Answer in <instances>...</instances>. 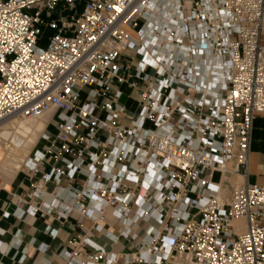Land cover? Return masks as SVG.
Segmentation results:
<instances>
[{
	"label": "built area",
	"instance_id": "obj_1",
	"mask_svg": "<svg viewBox=\"0 0 264 264\" xmlns=\"http://www.w3.org/2000/svg\"><path fill=\"white\" fill-rule=\"evenodd\" d=\"M48 114L22 169L61 204L31 205L35 185L23 214L111 210L144 233L139 264H264V188L223 190L264 116V0H0V123ZM89 243L69 264H116Z\"/></svg>",
	"mask_w": 264,
	"mask_h": 264
},
{
	"label": "crops",
	"instance_id": "obj_2",
	"mask_svg": "<svg viewBox=\"0 0 264 264\" xmlns=\"http://www.w3.org/2000/svg\"><path fill=\"white\" fill-rule=\"evenodd\" d=\"M123 90L122 99L126 97V101L121 104L127 108L130 115H133L138 109L140 95L133 89ZM50 117L51 115H47L29 124L22 121L15 123L13 133L8 131L7 125L0 126L2 136L11 143L9 152H6L0 143V264H69L65 253H73L75 250L73 243H79L84 239L90 242V247L84 249V254L95 255V249L99 248L106 254L116 257V264H139L136 262L139 256L138 247L144 233L135 228L134 235L126 237L123 223L111 210L106 211L103 221L95 222L81 217L76 211L65 215L63 207L57 208L51 216L42 213L32 216L23 214L26 207L17 209L15 203L18 197H25L28 193L34 192L35 187L47 197L34 199L31 202L34 207L44 212L45 204H61L56 201L55 195H52L54 185H45L41 175L31 178L22 169ZM18 120L15 118V122ZM49 131L54 130L50 128ZM40 146L45 147L43 143ZM48 171L49 167L42 168V173ZM79 182L81 187L83 181L79 179ZM244 183L264 188V116L257 117L253 123L249 175L246 178L228 177L223 185L224 194L230 195L234 188ZM63 185L65 187L68 185L66 179L63 180ZM66 201L69 206L73 205L69 198ZM152 225L159 228L155 222ZM77 262L83 264L82 258L79 257Z\"/></svg>",
	"mask_w": 264,
	"mask_h": 264
},
{
	"label": "bare ground",
	"instance_id": "obj_3",
	"mask_svg": "<svg viewBox=\"0 0 264 264\" xmlns=\"http://www.w3.org/2000/svg\"><path fill=\"white\" fill-rule=\"evenodd\" d=\"M220 72H221V71H220ZM48 115H50V114H48ZM46 116H47V115H46ZM46 116H44V117H46ZM44 117H42V118H44ZM15 118H17V119L21 120L22 122H24V119H22V118H20V117H18V116H14V117H11V118L6 119L5 121L1 122V123H0V126L2 127V126H4V125H7V129H8V131H9L10 133H13V132L15 131V128H16ZM42 118H40V119H42ZM50 118H51V117H50ZM40 119H38V120H40ZM25 121H27V120H25ZM33 121H36V120L27 121V122H33ZM0 143H2V145H3V147H4V150H5L6 152H9V150H10V148H11V143H9V142H8V141L2 136V130H1V128H0ZM241 181H242V180H241ZM239 182H240V181H239ZM240 183H242V182H240ZM238 187H240V186H238ZM238 187H236V188H238ZM243 225H244V221H238V222L236 223V226L239 227V228H241V229H243Z\"/></svg>",
	"mask_w": 264,
	"mask_h": 264
},
{
	"label": "rangeland",
	"instance_id": "obj_4",
	"mask_svg": "<svg viewBox=\"0 0 264 264\" xmlns=\"http://www.w3.org/2000/svg\"><path fill=\"white\" fill-rule=\"evenodd\" d=\"M48 35H50V33H49ZM41 45H42V46H45V43H42ZM125 101H126V97H125L124 99H122L121 103L123 104V103H125ZM19 122H21V120H18V122H15V123H19ZM24 122L27 123V124L31 123V122H27V121H25V120H24ZM40 137H41V136H40ZM39 139H40V138H39ZM0 147H1V145H0ZM29 156H30V155H29ZM28 158H29V157H28ZM28 158H27V159H28ZM27 159H26V160H27ZM0 168H1V164H0ZM218 179H219V176L217 175V176L215 177V181H218ZM240 185H241V184H240Z\"/></svg>",
	"mask_w": 264,
	"mask_h": 264
}]
</instances>
